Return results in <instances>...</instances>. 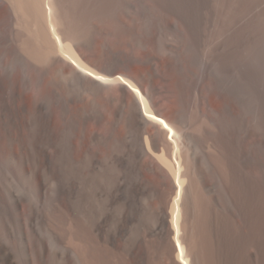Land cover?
Instances as JSON below:
<instances>
[{
    "label": "rangeland",
    "instance_id": "374dc122",
    "mask_svg": "<svg viewBox=\"0 0 264 264\" xmlns=\"http://www.w3.org/2000/svg\"><path fill=\"white\" fill-rule=\"evenodd\" d=\"M134 1L130 16L121 2L87 3L86 24L97 29L87 59L143 75L163 115L191 121L189 142H242L243 122L252 126L264 101V0ZM119 96L114 86L92 94L62 81L27 118L19 157L6 152L0 127V264H84L74 231L90 219L129 263L156 264L147 243L160 208L150 196L156 177L138 166L143 138L111 124ZM210 110L214 125L202 122ZM83 142H108L95 171Z\"/></svg>",
    "mask_w": 264,
    "mask_h": 264
},
{
    "label": "bare ground",
    "instance_id": "6f19581e",
    "mask_svg": "<svg viewBox=\"0 0 264 264\" xmlns=\"http://www.w3.org/2000/svg\"><path fill=\"white\" fill-rule=\"evenodd\" d=\"M89 2H121L129 16L135 10L134 0H0V127L6 152L20 156L27 118L40 113L39 101L62 81L92 94L114 86L120 103L111 124L123 122L143 138L138 166L156 177L150 196L160 208L147 241L156 264H264L263 99L253 125L243 122L242 142H202L203 147L189 142L191 121L181 112L163 115L156 88L143 75L116 73L87 59L97 30L86 22ZM103 54L99 50L97 59ZM200 100L196 93L193 102ZM202 119L217 123L213 110ZM83 143L95 171L96 154L106 152L108 142ZM74 238L84 264H132L102 242L93 219L85 228L76 226Z\"/></svg>",
    "mask_w": 264,
    "mask_h": 264
}]
</instances>
